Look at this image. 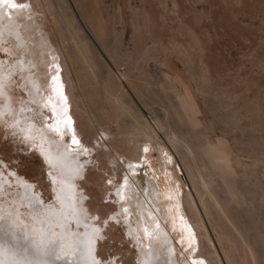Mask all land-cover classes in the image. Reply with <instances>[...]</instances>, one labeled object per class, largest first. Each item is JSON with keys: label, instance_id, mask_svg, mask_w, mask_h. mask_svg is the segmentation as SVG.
I'll list each match as a JSON object with an SVG mask.
<instances>
[{"label": "rangeland", "instance_id": "374dc122", "mask_svg": "<svg viewBox=\"0 0 264 264\" xmlns=\"http://www.w3.org/2000/svg\"><path fill=\"white\" fill-rule=\"evenodd\" d=\"M66 1L65 6L67 8L64 6L65 11L63 10V12L74 21L75 24L72 22L71 31L75 32V35L70 33L60 21L58 22V18H53L49 9H47V14H40L39 12L37 15L45 21L49 18L47 21L49 26L54 23L52 41L54 39L55 45L65 51L67 50L66 52L72 57L74 62H72L73 64L69 63L67 75L73 76V73L80 75L90 98L88 99L91 102V112L99 121L104 122L108 119L120 121L121 130H127L126 126L130 120L125 116L124 108L128 109V107L142 114L143 119L151 121L161 142L156 140V143H148L145 151H141L140 167L156 179L160 185V190L163 189L161 184L163 181L164 185L176 194L181 215L195 236L196 253L200 257V263L211 264L208 256L202 252L203 250H200L199 232L189 216L191 213L184 198L187 187L183 185L180 178L174 179L172 173L178 174L179 177L185 176L198 203H201V200L210 199L209 195H206L209 194L208 191L202 185L203 181L208 189L216 195L225 213L219 216L214 209H211L212 216H205L206 227L208 226L213 237H215L214 240H216L215 230L219 234L226 232V235L230 234L232 237L228 236L232 240L234 239V242L236 241L238 252L235 253L237 257L235 260L240 261L239 264H264V0ZM75 39L81 44L86 42L91 47L90 51L95 58H98L101 66V76L109 82L112 91L120 96L124 105L119 106L103 95L100 87L103 79L100 77L101 79L98 80L97 76L93 75V71L91 72L89 65L80 55ZM54 47L55 52L58 50L56 52L59 59L57 61L58 73L63 81L64 67L61 63V48ZM1 55L4 56L5 53ZM51 62L52 58L47 54L48 65L43 67L40 64V69L45 70L41 74L43 75L41 76L43 83L49 81L48 68ZM11 89H7L11 92H7L8 98H4L3 100H7L2 102L5 107L9 100H12V106L18 105L14 111L18 112L16 117H19V111H21L19 107L24 102L21 98L25 97L26 93L19 87L17 91ZM46 90L48 92V88ZM72 91L76 93L77 89H72ZM11 93L15 96L9 99L12 96ZM20 101L22 105H20ZM32 106L36 109L34 104ZM4 108L2 107L0 112L4 111ZM71 108L73 112L70 111L71 109L69 110L70 117H72L71 112L74 113L76 125L83 132L79 136L80 141L85 140V143L88 142V145L94 147L88 150L89 155L87 152L82 154V161L86 162V167L83 175L76 180V185L78 184V189H83V193L88 194H85V203H88L91 209L102 212L94 215V218L98 219L96 221H100L99 224L102 222L101 225H103L98 233V241L91 242L92 245H95V249L89 251V243L84 240L85 243L79 244V248L74 249L75 253L62 256L63 249L60 245L54 254H49V257H52L51 260L48 255L43 254L40 250L42 246L38 243L39 238L34 240L35 235L26 232L24 234L23 230L21 234L18 222L11 221V215H7L9 212L5 211L0 216L2 222L0 223V252L5 251L6 257L4 254L0 255L3 258L0 260V264H8L13 260L17 262L27 260L29 264H49L51 262L53 264L54 261L65 264L66 261H68L67 264H89L90 258L92 260L97 255H99L98 262L104 257H108L110 260L109 253L113 255L114 252L128 248L126 239H122V236L119 235L121 232H115L116 236L114 237L121 241L109 240V224L105 221L108 219L107 221L113 222L117 226L120 221L117 223L111 214H106L108 210L105 207L113 204L116 195L110 191L102 197L99 186L96 183L86 181V177L90 179L94 174H100L101 178L98 181L102 182L103 177L109 176L110 173L108 172L113 173L104 164L107 150L96 149L98 144L89 140L91 137L89 138L87 133L82 130L84 121L79 115L80 113L74 106ZM35 109L34 111L28 109V113L31 114L30 118L40 123L39 120H41L40 116L42 115L37 114V109L36 111ZM34 112H36L35 115ZM9 115L11 114H6L8 118L11 117ZM2 117L1 115L0 118ZM156 121L159 122L157 129L156 124H153ZM113 122V125H110L113 134L109 137L104 136L106 132L101 127L96 129L98 133L93 134L95 140L98 139L99 141L103 138L112 152H114L113 144L118 137H121L116 133V126ZM15 123L16 125L19 124V120H16ZM160 126L165 130H159ZM18 128L16 136L14 134L8 135V129L0 124V175L8 180L9 177L18 174L19 180H22V185L31 186L29 192L23 188L20 189L21 191L18 190V199L22 196L21 200L26 199L27 202L32 201V203L42 205L41 201L43 200L48 205H50L49 202L52 205L56 201V197L47 191L49 183L46 184L49 172L47 167L50 165H47L46 158L40 154H37L38 156L36 153L35 156L32 155L34 153L33 148L36 147L37 149L38 147L34 144L38 136L35 135L36 138L28 135L23 136V131ZM168 132L179 140L175 148L165 136ZM32 141L34 142L32 143ZM123 150L118 149L119 152H124ZM37 151L40 152L41 149L38 148ZM203 151L212 154L209 153V156H206ZM192 152H194L193 155L196 159ZM170 156H172L171 161H167ZM185 163L189 164L190 171L185 168ZM220 167L221 169H219ZM216 170L224 171L229 187L237 194L245 196L246 203L239 206L234 201L230 202L231 199L225 193L222 179L216 174ZM117 171L120 172L121 170L118 169ZM188 171L189 173L193 171L191 176H194V178L192 177L193 180H197L196 182L199 183L196 187H201L202 193H204L203 195L200 193L202 197L198 196L197 198L198 192L191 179H188L190 178ZM198 173H201L203 181L200 180ZM42 177H46V181ZM37 178L40 180L42 178L41 181L45 184L40 183ZM24 180L27 182H23ZM0 182L2 183L1 180ZM101 182L100 184H102ZM35 184L39 185L38 189L36 188L37 193L33 190L34 188L32 189L33 186L36 187ZM40 186L43 189L42 192ZM27 193L31 195L28 196ZM23 195H26L27 198ZM31 196L34 198L43 197H41L42 200L35 199L36 201H34L30 199ZM199 198H201L200 202ZM24 200L21 201L24 206H29ZM37 205L35 207L38 211L35 208H32V211L31 206H29V210L31 212L35 210L41 218L43 215V213L41 214L42 208ZM11 207L15 208L16 204ZM25 209L27 210V208ZM39 210L40 213L38 214ZM113 213H115V209ZM134 214L130 215L132 216L130 217L131 223H135L138 216V213H136L137 216ZM51 217L49 215V218ZM179 222L177 217L176 227H178ZM169 225H173V223L170 221ZM120 231L124 233L123 228ZM125 234L123 238H126ZM173 235L176 239L180 237V233L175 230H173ZM89 241H91L90 238ZM107 241L108 243H106ZM215 242L218 252L223 255L221 246L217 241ZM246 244L250 245L247 247ZM33 246H37V248L40 246V248L35 250L36 248ZM185 247L177 246L179 251L183 250L184 252L183 258L177 252L181 264H184L183 260H186L187 256ZM14 248L19 251H14ZM196 256L194 255L191 259ZM95 259L97 260V257ZM47 260L49 263L46 262Z\"/></svg>", "mask_w": 264, "mask_h": 264}, {"label": "bare ground", "instance_id": "6f19581e", "mask_svg": "<svg viewBox=\"0 0 264 264\" xmlns=\"http://www.w3.org/2000/svg\"><path fill=\"white\" fill-rule=\"evenodd\" d=\"M12 3L16 5L26 4L28 5V7L25 8L12 7L10 4L0 3V99H1L0 111L2 107L3 108L5 107L3 102L6 101L7 99L6 100L3 99L6 97L8 98V96H6L7 92L8 93L11 92L7 90L8 88L10 89L12 88L14 91L15 90L17 91L19 87L26 93V96L23 98L19 97L24 101L23 105L20 101L21 103L20 105L22 106L19 107L21 110L19 111L20 112L19 117H16V114H18V112L17 113L15 112L16 107L18 105L16 107L15 105L12 106V100H9L7 106L4 108V111L0 112V117L1 115L3 116L2 118H0V124L4 128L8 129L7 131L8 135L14 134L16 136L17 127H19L23 131V136L28 135L29 137L31 136L32 138L33 136L35 137V135L38 136L37 138L35 137L36 140L35 139L34 140L36 142L34 144L38 145L37 149L39 148L41 149V151L38 152L36 147H34L33 148L34 153L32 155L35 156V153L36 155L40 154L41 156L46 158L45 160L47 162V165H50L49 167H47L46 163H44L46 167L49 168L47 170L49 171L48 182L46 183V184L49 183L47 185L48 186L47 191H50L52 194L55 195L54 197H56V201L52 205L49 202L50 205H48L47 203H45L46 201L44 202L41 199V197L43 196H40V198H34V196H31V198L29 197L34 201L36 200L39 201L41 199L42 205L39 204L37 205V203H32V201L27 202L26 199L21 200L22 196L20 197V195H19L20 199H18L17 197L18 190L21 191L20 189L23 188L24 190H27L29 192V189L31 190V186L29 184H28L29 186L22 185L21 183L22 180L21 181L19 180L20 177L18 176L17 173H16L17 175H13V176L11 175L12 177H9L8 180L4 179L5 177L0 175V180L2 181V183L0 182V216L3 215V212L5 211L9 212V214L7 215H11L10 216L11 221L13 220L16 221V223L18 222L20 226L18 228L21 229L20 231L21 234L23 230V233L26 232L28 234L35 235V237H33L34 240H37L39 238L38 243L41 244L42 246L40 250L42 251L43 254L48 255V257L49 254H53V253L48 252L47 249H49L53 244L58 245L57 248H59L61 245V248L63 249L61 254L63 256L68 253L70 254L75 253L74 249H76L79 246V244L85 243L84 240L89 242V238H90L91 242L92 241L96 242V240L99 238L98 233L100 232L101 226L103 225H101L102 222L99 224L100 221H96L98 219L97 218L95 219L94 215L100 214L102 212H100L101 210L97 211L95 209H91L88 206V203L87 204L85 203V197L88 194L83 193L82 191L83 189L82 190L78 189L77 188L78 184L76 185V180H78L83 175V172L86 167L85 166L86 162L82 161V154L87 152L89 155L88 150L94 147L93 145H88V142L85 143L84 139H83L84 141H80L79 136L83 132L80 131L79 127L76 125V117L74 118L75 115L73 116L74 113L72 114L73 107L71 108V106H74L75 109L80 113L79 115L84 121L82 130H84V132L87 133V136L89 138L91 137V139L89 140H93L98 144V148L96 147L97 150L100 148L103 151H105V149L107 150V152L105 153L106 159H104L105 160L104 164L108 166V168L106 167L107 169L110 168L111 170L110 169L109 170L113 172L112 174L111 172H108L110 173L108 174L109 176L107 178L104 177L102 178V182L100 181L102 184H100V182L98 181L100 180L101 175L100 174L98 175L97 173H96L97 175L94 174V176H91L90 179L86 177V181L91 183H96V185L99 186V190L102 194V197H104V195L110 191H112L116 195V198L113 200L114 201L113 204L107 205L105 207L108 210L106 214H111L113 220L117 221V223L120 221L118 226L113 222L110 223V221H107L108 219L105 221L107 224H109V231H108L109 240L114 241L115 239L114 237L116 236L115 232H121L119 235L122 236V239H126V244L128 246V248H125L124 250L122 249L117 252H114L113 255H110L109 253L110 260H108V257H104L100 259L101 261L99 263L118 264L119 262H121V264H181L182 262L181 259H179L178 253L180 254V257L183 258L184 252L183 250L179 251L177 249V246H182V248L183 246H186L184 249L185 251H187L186 254L187 256H186V260H183L184 261L183 263L203 264L200 263L201 262L200 257L196 253L197 246H196L195 236L193 235L192 230L189 228L183 216L181 215L176 194L173 191L169 190L164 185L163 181H161V184L163 185V189H162L163 191L160 190L159 188L160 185L156 181V179H154L153 176H151L147 171H144L140 167L139 158L141 155V151H145V148L147 147L148 143L152 144L156 140L160 141L159 137L157 136V133L155 132L156 131L155 127L152 125L151 121L148 119L147 120L143 119L142 114L133 111L130 107H128V109L124 108L125 116L130 120L129 124L126 126L128 128L127 130H123V131L121 130L122 129L121 124L119 123L120 121L116 122L115 120L108 119L107 121L102 122L99 121L97 117L95 118V115H93L94 113L91 112V104H90L91 102L89 100L90 98L88 96V92L86 91L85 88L86 85L84 84V81L81 80L80 75L75 74L73 72H72L74 74L73 76H70L69 74H68L69 76L67 75L66 72H68L67 70L69 69V63H72L74 61H72L73 59L70 56V54L66 52L67 50L65 51L60 47L61 48L60 51L62 55L61 63L62 66L64 67L63 81L61 80L60 78L61 76H59L58 73L59 67L57 64V61L59 59L57 58L58 55H56V52L58 50L56 52L54 50L55 48L54 46H56L57 48L59 47L55 45L54 39L53 41L51 39L52 38L51 35L54 30L52 28L54 23H52V26H49L47 24L49 18H47V21H45L42 17L38 16L37 14H39V12L40 14L41 13L47 14V9H49L51 12V16L55 19L58 18L57 21L58 22L60 21L62 25H64L66 29L70 31V33H73L71 30L73 28L72 22L74 23V21L68 18L63 12V10L65 11L64 6L67 4V1L66 0H12ZM73 34L75 35V32ZM50 39L51 41L49 42ZM77 41L78 40L75 41V43L77 44L76 45L77 49L80 52V55L83 56L85 63L89 65L91 72L93 71V75L95 74L98 80L101 79L100 77H102L103 79V76H101L100 73L101 66L99 64V61L97 60L98 58H95L92 51H90L91 47H89L88 43L86 42H83L81 44L80 41L79 42ZM2 53H5V55L2 56L1 55ZM47 54H49L50 57L52 58V62L49 65L50 67L48 66L50 78L48 83H43L41 78V76L43 75L41 74L42 72L44 73L45 70L40 69V64H42L43 67H46L48 65ZM53 77H55V79H53ZM100 87L103 95H105L107 98H109L111 101H113L115 104L119 106L124 105V101L120 98L118 94H116V92L112 91V88L109 85V82H107V80L103 79L101 81ZM46 88H48V92H46L47 91ZM72 89L74 90L77 89V92L76 93L73 92ZM11 95L12 96L9 97V99L15 96L12 93ZM33 104L36 106L37 111L35 108H33L32 106ZM13 107L15 108L13 109ZM28 109L33 111L35 109L37 114L43 116V118L42 116H40L41 119L39 120L41 121L40 123H37L34 119L30 118L31 114L28 113L29 112ZM69 110L72 111L71 116L75 120L72 117H70ZM36 112H34V115ZM6 114H11L9 115L11 117L8 118ZM16 120L17 121L19 120V124L17 125L15 123ZM112 122L115 123L114 126H116V130H117L116 133L121 136L117 138V141L112 146L114 152H112L109 145L105 142L103 138H101L102 140L100 139L101 141L100 140L98 141V139L95 140L93 138L94 136L93 134L98 133L96 131V129L98 130V127H101L104 130V132H106V133L103 132L105 134L104 135L105 137H109L111 134H113V131H111V127H110ZM153 124H156V129H157L159 122L156 121ZM161 129L165 130L164 128H162V126H160L159 130ZM74 136L79 141V144L73 142ZM165 136L175 148L177 142L179 141L178 138L174 137L172 134H169V132L166 133ZM33 142L34 141H32V143ZM155 143L154 146H156ZM119 148H121L122 150L124 149L123 150L124 152L122 151L119 152L118 151ZM85 149H87V151H85ZM203 152L206 156L207 155L209 156V153H211L209 152L207 154V152L205 151ZM212 152H216V151H212ZM98 153H99L98 155H100V152ZM193 154L194 152H192V155ZM171 157L172 156L168 157L167 161H171L172 159ZM35 158L36 160H38L37 157ZM101 164L103 167V162ZM195 167L197 168L196 161H195ZM221 167L219 169H221ZM185 168L189 171L191 170L189 164L187 163H185ZM118 169L121 171L118 172L117 171ZM214 169H216V167H214ZM189 171L187 173H189ZM198 171L199 170L197 168V172ZM192 172L189 173L188 175L190 178H188V176L187 178L191 179V181L193 182V185L198 192V195L196 193L197 198L198 196L202 197L200 196L201 195L200 193H202V189L201 187L198 186L201 190L200 191L199 188L196 187L197 185H199V183L196 182L197 181L196 179H195L196 181L193 180L194 176H191ZM172 174L174 179L180 178L183 185L187 187L186 188L187 192L184 195L185 203L189 207V212L191 213V215L189 216L191 220H193V223L195 224L194 227H196L197 228L196 230H198L199 232L198 238H199V245L201 246V248L200 246L199 248L200 250H203L202 252H204L205 255L208 256L207 258L210 259L209 263L239 264L240 261L238 262L235 260L236 257L235 253L238 250L236 246V241L234 242L233 241L234 239L232 240V238H230L231 235L230 234H228L230 236L226 235L227 234L226 232H224L225 234H219L215 230L214 236L216 233V240H214L215 237H213L212 233L208 229V226L206 227L205 216L208 217L212 216L211 209H214L219 216H222V214H224L225 212L221 204H219V201L217 200L214 192L210 191L208 189V186H206V184L202 180L200 175L201 173L200 174L198 173L201 178L200 180L203 181L202 185L205 188V190L208 191L206 192L209 193L206 195H209L210 197V199L201 200V203L197 202L194 196L195 193L193 194L192 192L193 189L191 190L189 186L190 184L188 180L185 178V176L179 177L177 176L178 174L177 175L174 173ZM216 174H218L222 179V183L225 188L224 191L229 196V199H231L230 202L234 201L239 206L242 203H246L245 196H243L242 194H237L229 187L224 171L216 170ZM46 177L45 178L42 177L44 181H46L47 179ZM38 180L40 181V183L43 182L40 179ZM23 182H27V181L24 180ZM43 184H45V182H43ZM38 186L36 185V187L34 186L32 187V189L34 188L33 190L36 193L38 192L36 190V188L38 189ZM42 190L43 189L41 187V192ZM203 194L204 193H202V195ZM27 195L30 196L31 194L27 193ZM23 196L27 198L26 195ZM200 199L201 198L198 199L199 202ZM20 200L26 201V203H28L29 206H31L30 207L31 210L32 208L33 209L35 208L36 210L37 209L35 207L36 205L40 206L42 208L41 214L43 213L42 217L40 218L39 215H37L36 211L38 210L36 211L34 210V212H31L29 210V206H27L26 203H25L26 206H24V203H22ZM14 204H16V207L15 208L11 207ZM25 208H27V210ZM114 209H115V213H113ZM135 212L138 213V216L136 215ZM39 213L40 210L38 214ZM132 214H134V216L135 215L137 216L136 221L131 219L135 221V223H131L130 221V217H132L130 215ZM49 215H51L52 217L49 218ZM177 217L180 220V222L178 223V227H176ZM170 221L173 223V225H169ZM5 222L7 223V221ZM0 223L2 222L0 221ZM122 228L124 230V233L120 231L122 230ZM173 230H175L177 233L178 232L180 233L179 238L177 237L176 239L175 237H173L174 236ZM124 234L126 238L125 237L123 238ZM241 239L243 238L241 237ZM115 240L117 241L118 239ZM176 240L177 242H175ZM215 241H217L218 244L221 246L220 248H222L221 250L223 251V255H221L220 252H218L219 250L217 249ZM201 242L203 245L201 244ZM244 242H242L243 245ZM106 243H108V241ZM225 243H227L226 244V246L228 247L227 249ZM247 245L249 246L250 244H246V246ZM35 248H36L35 250H38L40 246L38 248L36 246ZM94 249H95V245H92L91 243V251ZM13 250L19 251L17 249L15 250V248ZM0 253H1L0 255L4 254V257H6L5 251L2 250ZM194 255L197 256L191 259ZM95 257H97V261H98L99 255ZM112 257L114 258L113 260L111 259ZM2 259L3 258L0 256V260ZM50 259H48L49 262ZM48 260L46 261L47 263H49ZM67 262L68 261H66V264ZM8 264L11 263L9 262ZM53 264H65V263L54 261ZM89 264H92L91 258Z\"/></svg>", "mask_w": 264, "mask_h": 264}, {"label": "snow or ice", "instance_id": "6c2138e0", "mask_svg": "<svg viewBox=\"0 0 264 264\" xmlns=\"http://www.w3.org/2000/svg\"><path fill=\"white\" fill-rule=\"evenodd\" d=\"M0 3L10 4L12 7H20V8L28 7V5H26V4L16 5V4L12 3V0H0ZM53 79H55V77H53ZM73 142L79 144V141L75 138V136L73 137ZM85 151H87V149H85ZM97 231H98V229H97ZM88 243H89V251H91V241H89ZM57 247H58V245L53 244L49 249H47V251L54 254ZM11 264H29V262L27 260L22 261V262H17L15 260H13L11 262ZM92 264H99V262L95 259V257L92 258Z\"/></svg>", "mask_w": 264, "mask_h": 264}]
</instances>
